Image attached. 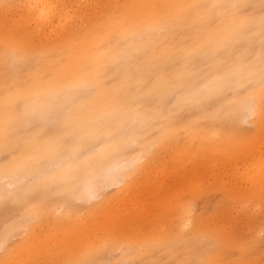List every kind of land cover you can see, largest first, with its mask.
I'll use <instances>...</instances> for the list:
<instances>
[{"label": "rangeland", "instance_id": "1", "mask_svg": "<svg viewBox=\"0 0 264 264\" xmlns=\"http://www.w3.org/2000/svg\"><path fill=\"white\" fill-rule=\"evenodd\" d=\"M243 1L245 4L234 0L242 15L239 19L246 22L247 32L256 39L234 31L229 44L201 46L209 27L222 24L223 18L218 16L180 18L176 22L169 17L163 26L145 29L137 37V49L124 47L111 76L104 80L113 84L106 89L117 98L115 88L122 87L128 77H136L132 88L140 96L126 94V101L134 102L132 109L121 114L112 110L106 119L97 118L90 132H78L75 119L86 110L103 79L87 76L74 86L67 79L55 95L38 99L26 96L17 102L21 109H32L14 132L22 149L11 142L7 144L12 146L0 147V264H21L30 247L41 250L24 264H47V257L58 254L51 260L55 263L63 256V242L77 238L100 246L101 264H179L183 250L167 246L168 255L162 256L145 254L144 248H138L125 256L120 239L137 237L147 246L148 238L159 235L166 241L194 228L206 231L207 236L194 241L198 256L189 264H203L205 256L217 251L214 233L229 242L222 264H264V177L257 176L254 182L252 171L248 178L242 177L247 159L264 157V3ZM159 2L0 0V50L7 54L4 40L17 50L28 49L26 58L12 53V59H7L4 72L8 81L44 67L48 73L59 71L71 60L70 54L78 53L91 30L112 16L120 17L123 7L136 8L140 3L156 6ZM211 2L204 1V7ZM162 46L173 52L159 62L154 53ZM186 48L191 52L184 53ZM231 50L244 56V66L238 67ZM140 66L142 72H137ZM184 69L198 71V77L185 85L175 84L169 92L155 89L160 71L169 75ZM214 76L225 78L226 86L204 88ZM204 94L210 103L205 106L207 110L216 109L200 117L203 109L197 98ZM233 101L240 107L227 103ZM215 112L220 113L217 124L211 119ZM175 122L177 127L170 128ZM106 127L114 132L105 133ZM54 135L63 138L58 158L40 160L34 168L18 159L31 137ZM74 153L87 160L90 155L107 156L97 162L99 172L117 162L132 167L124 177L120 173L113 182L108 184L106 179L93 193H84L88 173L53 176V170L61 169ZM16 164L18 168L12 171L1 169ZM40 184L35 195L38 200L57 198L50 195L66 193L69 187L72 194L59 197L42 212H33L27 204ZM87 227H96L93 236ZM98 240L104 243L99 245ZM59 264H65V259Z\"/></svg>", "mask_w": 264, "mask_h": 264}, {"label": "bare ground", "instance_id": "2", "mask_svg": "<svg viewBox=\"0 0 264 264\" xmlns=\"http://www.w3.org/2000/svg\"><path fill=\"white\" fill-rule=\"evenodd\" d=\"M147 1L148 0H145V3ZM160 1H162V3L159 2V4L156 6H146L144 3H140V6L136 8L126 9L123 7L124 13L120 17L115 18V16H112L108 20H106L101 27L92 29L91 32L85 37L84 43L80 44L78 53L75 52V54H70L71 60L64 63L60 67L59 71L53 73H48L46 71L47 68L44 67L37 71L28 73L25 77H21L19 79L13 78L10 83L7 79L9 77L8 74L4 72L7 59L11 58L12 53H15L17 55L20 54L21 56L26 58L28 56V49L26 50V48L21 47L20 50H17L14 44L11 45L7 40H4L2 45H5L7 54H4L0 50V147H3L7 143L11 142L13 143V145H15V147L22 149L19 142L16 140V137L14 136V132L19 129L22 119L26 117L27 113L32 108L31 106H28L25 109H21L17 105V102L21 98L26 96L38 99L43 96L55 95L64 85L63 82L67 79H70V84L73 86L76 84H81V82L84 81L87 76H91L96 81L103 79V82H100L98 84V89H100L97 91L94 97L91 98L86 110L75 119V125L78 132L85 133L92 131V122L101 116L106 119L107 114L112 110H118V113L121 114L125 110L132 109L134 102H130V100L126 101V98L124 96L126 94H129L131 97L135 96L137 98L140 96V92L132 88L135 85L133 83L135 82L136 77H128L123 83L122 87L115 88L114 91H116V94L118 95L117 98H113L110 95V89H106L107 85H111L112 83L109 81L104 82L106 78H109L111 76L114 62L121 59V54L125 50L124 47H129V49L132 51L136 50L138 47L137 37L142 34L145 29L151 28L154 25L163 26L165 23L164 21L169 17H174L175 22L180 18L191 19L194 17H198L199 20L200 18H204V16H199L195 13L199 10L206 9V7H204V1L206 0ZM245 2L246 1L241 0V4H245ZM37 7L38 6H34L33 8L35 10H38ZM189 7L191 8V12L188 15H184L183 10ZM258 7H260L259 4H257V8ZM240 13H237L235 17H232L228 20L223 18L221 21L222 24L215 28L209 27L206 33V39H203L204 42L200 43V45L215 46L217 44H229L231 35L234 31H238L242 36L249 37L250 39H256L255 35L252 36V34L250 35L247 32V27L245 24L246 22L244 23L241 18L239 19V17H242ZM235 18H238V20L234 21ZM71 48H73V46ZM191 50L192 49L190 48H186L183 49V52L190 53ZM172 52L173 51L171 49L162 46L155 51L154 55L160 62L164 57L171 55ZM230 54L235 55L238 67L244 66L243 55L236 54L233 50L230 51ZM149 55L152 56V54ZM4 56H6V59H4ZM145 56L147 55L145 54L143 58H145ZM150 63H152V59L150 60ZM211 69H213V66L211 67ZM145 70L146 69H144L143 72ZM136 71L142 72V66L138 67ZM197 75L198 71L189 73L185 71V69L183 71L177 70L169 75L164 74V72L160 71L154 87L157 90L160 89L164 92H169V90L175 84L185 85V83L193 82L198 77ZM139 81L143 82L142 80ZM219 84L221 88H224L226 86L225 78L214 76L207 82L204 88L216 87ZM257 94L258 93H255V98L259 100L260 98H258ZM207 98L208 96L206 94L201 95L197 98L198 102L202 104L201 109H203L200 117H204L206 114H211V112L216 109L214 107L211 111L207 110L205 106L210 104ZM227 103L234 108H236L237 105L239 107L241 105L234 101L233 103ZM157 109V107H153L154 111H156ZM229 113L230 112L228 111V108H225V114ZM219 114L220 113L215 112L211 116L213 124H217L219 122ZM231 117L233 118V115ZM166 124L167 122L165 123V125ZM109 126L110 124L107 127ZM107 127L105 129V133L108 134L109 131L114 132V130H110ZM173 127H177L176 122L175 124L173 123L170 128ZM7 146L12 145L7 144ZM62 146L63 138L61 135L45 136L43 139L31 137L28 141L27 149L20 153L18 159H20V161H22L25 165L34 168L35 164L37 162H40V160L58 158L61 154ZM106 155H108V153H106ZM106 157L107 156H105L104 154H95L90 155V160H87L85 158H79L78 155L74 153L70 156V159L63 164V167L61 169L57 171L53 170V176L56 178H62L66 173H71L74 177H78L81 173L86 172L89 174L90 180L88 181V183H85L83 191L84 193L92 191L94 192V190H96L95 188L103 185L101 183L106 182V179L107 183H111L115 180L116 177H120L121 175L124 177V174L127 171L131 170L132 166L130 165V163L122 164L117 162L109 167L106 166L102 172H99V163L97 162L103 161ZM16 168H18L17 164L14 166H4L1 169L12 171ZM250 171L254 172L253 175H255V177H253V175L250 176V178H254H251V181L253 179L255 182V180H257V176L260 177L261 175L263 179L264 157L252 158L249 160L247 159L242 177L248 178L247 176H249ZM120 173L122 174L120 175ZM100 179H102V181H98ZM258 185L259 183L257 182L256 189H258ZM39 187H41V184L38 186L32 199L27 204L28 207L31 208V211L33 210V212H42L47 207H49L50 203L62 197L69 198L72 194V188L69 187L68 192L66 193H60L59 195H50L57 198L38 200L40 198H36L35 195L39 191ZM121 190L122 189H120L118 192L121 193ZM236 194L238 193H235V195ZM26 219L29 220V217H26ZM85 230L88 231L89 235L93 236L92 234L95 233L94 231H96V227L94 230H91L90 227H87ZM81 231L83 232L84 230ZM73 232L78 231L76 228H74ZM166 235L168 236V234ZM212 235L219 246L217 251H215L214 253H210L209 255L204 257L203 264H222V262H224L222 256L225 255L223 254V252H225V249L226 247H228L229 242L224 236L222 239H220L216 233ZM206 236V231L202 230L201 228H194L188 234H175L174 238L166 241L163 240L159 235L148 238L147 240H145L148 242L147 246H144L145 244L140 243V238L137 237H130L129 240H120L124 245V250L122 251V253H125V256L136 253L138 248H144L145 254L150 255L152 253L167 256L168 253L165 249L167 248V246H169L173 247V250H183V258L177 260L179 264H189L192 257L194 258L195 256H198V253L194 250V247H197L194 241L203 239ZM111 237L108 236V239L113 238ZM101 241L103 240H98L99 245L104 243H101ZM172 243H176L175 246ZM94 245L95 244L92 241H86L83 243L78 238L75 240H65L61 247L63 248V251L61 249L63 256L55 263L51 260L54 257H57L58 254L53 255L52 258L47 257V260L49 259L47 264H59L64 259L65 264H101L102 258L100 257V246L94 247ZM39 250L41 249L30 247L27 250L28 254L21 261V264H24V261L29 259L31 255L36 254ZM242 251L245 252V250ZM21 254H23V252Z\"/></svg>", "mask_w": 264, "mask_h": 264}, {"label": "clouds", "instance_id": "3", "mask_svg": "<svg viewBox=\"0 0 264 264\" xmlns=\"http://www.w3.org/2000/svg\"><path fill=\"white\" fill-rule=\"evenodd\" d=\"M264 3V0H262ZM239 6L234 0H212L206 9L199 10L195 14L199 16H218L225 19H231L238 13ZM191 12V8H185L183 10L184 15H188Z\"/></svg>", "mask_w": 264, "mask_h": 264}, {"label": "snow or ice", "instance_id": "4", "mask_svg": "<svg viewBox=\"0 0 264 264\" xmlns=\"http://www.w3.org/2000/svg\"><path fill=\"white\" fill-rule=\"evenodd\" d=\"M90 195H92V194H90Z\"/></svg>", "mask_w": 264, "mask_h": 264}]
</instances>
